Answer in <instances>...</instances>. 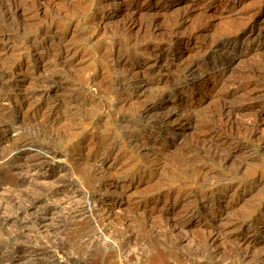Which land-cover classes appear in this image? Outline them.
Instances as JSON below:
<instances>
[{
    "label": "rangeland",
    "instance_id": "1",
    "mask_svg": "<svg viewBox=\"0 0 264 264\" xmlns=\"http://www.w3.org/2000/svg\"><path fill=\"white\" fill-rule=\"evenodd\" d=\"M1 2L13 6L19 3V6L14 10H8L9 4ZM1 2L0 67L3 68L5 76L0 77V108H5L6 119L15 125L16 130H9L0 136V155L4 156L10 151L8 149L5 151L7 137L15 135L17 137L18 133H23L22 137L25 135L29 141L31 139V142L34 141L45 152L47 151L49 161L54 167L45 172L50 177L47 179L50 182L40 180L41 183L26 173H20V176L12 173L14 177L11 172L0 170V264H58V262L63 264L66 253L83 257L86 264H264V258L259 253L263 248L260 245L264 241V233L257 235L262 242L255 244L254 251L244 250L245 254L241 249L239 251L231 240L235 238L236 242L238 238L234 237L235 235H230L231 239L227 237L228 240L222 236L223 243L221 240L217 241L219 244L215 242V245L222 243L218 251L220 253L212 250L210 239L208 243L204 242L212 229L208 214L225 204L228 216L226 215L224 220L238 218L240 222L242 221L240 224L254 231L259 230L264 221V87L261 86L264 79L261 81L245 73L251 65L260 59L264 60V0H1ZM248 20L255 23L253 32L241 29V24ZM145 21L153 23L154 27L151 30L143 29V23L149 24ZM171 29L174 30L172 34ZM166 39L168 41H165ZM217 39L226 41L224 49L214 46L213 40ZM217 56L224 57L227 62ZM186 67L194 72L197 70L196 74L192 77L186 75L184 73ZM198 68L206 70L207 75L205 76L206 72L200 69L199 71ZM12 70L14 73L8 74ZM240 76L241 80L250 81L248 87L252 90L242 89L224 97L227 85L222 84L223 81L228 83L229 80H240ZM145 77L149 79L148 84L142 82ZM218 77L225 80H218ZM171 82L184 85L183 91L173 92L168 89ZM157 87L160 88L155 89ZM221 99L222 102H225V99L227 102L232 100L244 102L243 105L248 110L236 114L232 129L223 130L225 135L223 133L222 136L227 143L214 148L201 140L204 134L198 129H201L203 124L211 126L215 122L219 123L216 114L223 104ZM184 109L196 112L198 115L196 117L205 121L196 118L197 120L192 121L190 125L186 119L187 110ZM251 119L259 125L253 132L250 124H247ZM196 122L201 124L196 125ZM93 131L98 136L105 133L104 136L113 139L115 143L117 140L120 144L117 143L118 151L115 150L105 156L99 170L88 176L75 167L70 153L72 148L79 146L83 134ZM130 133L133 140L127 143L123 138ZM136 141L145 142L146 148L135 150ZM46 147L50 149L46 150L48 149ZM247 151L252 153V158L245 161L243 155ZM121 152L129 159L124 155L123 157ZM60 156L61 163L57 161L60 160ZM63 157L70 168L76 169L71 170L64 179H79L84 188H95L94 190L100 192L104 190V196L99 198V201L108 207L115 206L110 196H118L123 189L128 193L124 200L129 199L132 202V199L144 198L148 193L145 197H152L147 202L151 204L154 198H157L155 193L160 188L163 190L170 185L169 182L173 185L181 179L184 184L181 190L185 193L190 190V199L185 205L194 211V215L188 219L187 227L194 240L189 238L191 240H186L184 244L185 241L179 239L180 235L176 237L171 231L169 219L156 215L155 219L150 216L147 219L142 215L141 218L137 210L138 215L128 213L125 219H117L121 221L120 224L117 220L114 222L116 224L111 228V235L115 243L111 245L99 241L95 242L93 247L84 249V244L78 245L76 231L70 229L73 227L70 222H65L68 231L63 234V203L60 199L63 196L59 198V195H63ZM240 161L243 164H240ZM123 166L124 169H128L122 170ZM184 169L186 172H183ZM197 169L201 171L198 172ZM52 172L55 174L53 177ZM204 174L205 179L199 180ZM224 174L234 179L238 176L239 179L237 177V183H232L234 185L226 183L225 187H217L215 181L225 177ZM57 179H61V183ZM258 180L261 184L257 182ZM30 181L36 185H32ZM51 182L54 186L58 182L57 186L49 184ZM57 188L62 190L59 191ZM50 199L55 201L51 202ZM171 199L170 202L173 201ZM183 207L181 209H184ZM44 215L48 216L44 218ZM24 218L31 220L27 222ZM41 220L50 229L53 228V231L44 233L47 234L46 237L43 234L39 236L35 234L34 224L37 226ZM197 224L200 225L197 227ZM82 225L84 226L80 227L82 230L88 229L89 225ZM20 230L25 236H20ZM241 232L240 235L248 233L246 229ZM252 233L253 231H250L248 234ZM29 236L31 240L28 239ZM42 239L45 240L44 245ZM35 241L37 244H34ZM184 245L185 247H182Z\"/></svg>",
    "mask_w": 264,
    "mask_h": 264
},
{
    "label": "bare ground",
    "instance_id": "2",
    "mask_svg": "<svg viewBox=\"0 0 264 264\" xmlns=\"http://www.w3.org/2000/svg\"><path fill=\"white\" fill-rule=\"evenodd\" d=\"M0 2H1V0H0ZM10 2V1H9ZM19 2V1H18ZM21 2H23V1H21ZM2 3V2H1ZM4 3V2H3ZM2 3V4H3ZM4 4H9V5H7L8 6V10H14L15 8H17L19 5V3H17V5H15V6H13L12 4H10V3H4ZM13 4H15L14 2H13ZM28 4V3H27ZM31 4V3H30ZM4 6V5H3ZM3 8V7H2ZM7 8V7H6ZM5 9V8H4ZM20 9H21V7H20ZM3 10V9H2ZM22 10V9H21ZM6 11V10H5ZM2 12V11H1ZM3 12H4V10H3ZM11 13V12H10ZM1 14V13H0ZM4 14H6L7 15V13H4ZM3 15V14H2ZM6 15H4V16H6ZM12 15V14H11ZM10 15V16H11ZM13 16V15H12ZM6 18H7V16H6ZM246 20H247V18H246ZM145 22H148L149 24H146L145 23V25H144V23H143V26L142 25H140V26H142V27H144L143 29H152L154 26H153V23H150L149 21H145ZM177 22V21H176ZM175 22V23H176ZM133 23H134V21H133ZM174 23V24H175ZM243 23V22H242ZM173 25V24H172ZM235 25V24H234ZM237 25V24H236ZM178 26V25H177ZM259 26V25H258ZM257 26V27H258ZM137 27V26H136ZM229 27H231V26H229ZM255 23L253 22V21H251V20H248V21H245L243 24H241V29L242 28H244L246 31H248V32H253L254 30H255ZM260 27V26H259ZM170 28V27H169ZM226 28V27H225ZM233 28V27H232ZM239 28H240V26H239ZM229 29V28H228ZM237 29H238V26H237ZM263 29V28H262ZM177 30V29H176ZM148 31V30H147ZM173 31L174 30H170V34H172L173 33ZM235 32H237L236 30H234ZM257 31V30H256ZM260 31V30H259ZM146 32V31H145ZM164 32V31H163ZM228 32V31H227ZM166 33H167V31H166ZM176 33V32H175ZM195 33V32H194ZM232 33V32H231ZM257 33V32H256ZM168 34V33H167ZM196 35V34H195ZM194 35V36H195ZM165 36V35H164ZM192 36V35H191ZM165 37H167V35L165 36ZM164 37V38H165ZM170 37V36H169ZM193 37V36H192ZM187 38V37H186ZM215 37H213V39H214ZM188 39H190V37H188ZM165 41H168L167 39L165 40ZM210 41V40H209ZM171 42V41H170ZM212 42V41H211ZM211 42H209V43H211ZM213 42H215L214 43V46H216L217 48H225L226 47V41L224 42V41H222V40H213ZM207 45V44H206ZM204 46H205V44H204ZM208 46H210V45H208ZM204 48V47H203ZM206 48V47H205ZM204 48V49H205ZM220 49V50H221ZM32 50V49H31ZM217 50V49H216ZM29 51V50H28ZM202 51H204V50H202ZM201 51V52H202ZM198 52H200V51H198ZM27 54V53H26ZM198 54V53H197ZM212 54V53H211ZM214 54V53H213ZM200 55H201V53H200ZM201 57V56H200ZM217 57H219V56H217ZM221 58H222V60H224L225 62H227V60H225V58L224 57H222V56H220ZM219 57V58H220ZM228 57V56H227ZM226 57V58H227ZM195 58V57H194ZM205 58V57H204ZM229 58V57H228ZM230 59V58H229ZM26 60V59H25ZM191 61V60H190ZM25 62V61H24ZM190 63V62H189ZM253 63V62H252ZM188 64V63H187ZM196 64V63H195ZM224 64V63H223ZM186 65V64H185ZM184 65V66H185ZM224 67V66H223ZM193 68V67H192ZM203 68V67H202ZM206 68V67H205ZM3 68H1L0 67V77L1 76H5V72L2 70ZM12 69V68H11ZM185 70H184V73L186 74V75H189V76H194V74H196L195 72L197 71H192L191 70V68H188V67H186V68H184ZM194 69V68H193ZM200 68H198V70H199ZM5 70V69H4ZM182 70V68L180 69V71ZM201 70V69H200ZM199 70V71H200ZM203 70V69H202ZM201 70V71H202ZM5 71H7V70H5ZM209 71V70H208ZM203 72L205 73V76L207 75V71L206 70H203ZM10 73H14L13 72V70L12 71H9L8 72V74H10ZM244 74V72H241V74ZM245 73H247V76H249L248 74H250L251 76H253V77H255V78H259V79H261V81L264 79V60L262 61L261 59H260V61H258V62H256L255 64H253V65H251L249 68H247V70L245 71ZM182 75V74H181ZM180 75V76H181ZM203 75V74H202ZM201 75V76H202ZM198 76V75H197ZM204 76V77H205ZM242 76V75H241ZM241 76H240V80L239 79H236L235 81H230L229 80V82L227 83V82H224L223 81V83L222 84H225V85H227V89H226V91H225V95H224V97H226V96H228V95H230V94H233L234 92H236V91H238V90H241L242 91V89H247V88H249L248 86H250L249 85V82H246V81H244V80H241ZM246 76V75H245ZM143 77V76H142ZM230 77V76H229ZM234 77V76H233ZM236 77H238V76H236ZM206 78V77H205ZM210 78V77H209ZM226 78H227V76H226ZM231 78V77H230ZM239 78V77H238ZM251 78V77H250ZM193 79V78H192ZM195 79V78H194ZM223 78L222 77H218V80H222ZM228 79V78H227ZM247 79V78H246ZM210 80V79H209ZM217 80V81H218ZM223 80H225V78L223 79ZM174 81V80H173ZM217 81H214V83H216ZM227 81V80H226ZM142 82H144V84H148L149 83V79L147 78V77H145L144 78V80L142 81ZM175 82V81H174ZM220 82H222V81H220ZM264 82V81H263ZM172 83V82H171ZM170 83V84H171ZM213 83V84H214ZM169 84V83H168ZM168 84H167V87H168ZM221 84V83H220ZM164 85V84H163ZM183 85V84H182ZM257 85V84H256ZM263 85H264V83H263ZM263 85H261L262 87H264ZM184 86V85H183ZM183 86H181V85H179L177 82L176 83H172L171 85H170V87L168 88V89H170L171 91H173V92H181V91H183ZM222 86V85H221ZM260 86V85H259ZM161 87V86H160ZM160 87H157V88H155V89H158V88H160ZM166 87V86H165ZM164 87V88H165ZM210 87V86H209ZM214 87V86H213ZM223 87H224V85H223ZM252 87H254V86H252ZM219 88H221L220 86H219ZM256 88V87H255ZM254 88V89H255ZM258 88H261V87H258ZM111 89V88H110ZM250 89V88H249ZM257 89V88H256ZM161 90H163V88L162 89H160V91ZM214 90H215V88H214ZM219 90V89H218ZM250 90H252V89H250ZM216 91V90H215ZM247 91H249V90H247ZM263 91V90H262ZM156 92L158 93V91L156 90ZM216 92H219V91H216ZM156 93V94H157ZM184 93V92H183ZM238 93V92H237ZM239 93H240V91H239ZM244 93V92H243ZM263 93V92H262ZM154 95H155V93H153ZM159 94V93H158ZM216 94H219V93H216ZM242 94V93H241ZM256 94V93H255ZM240 95V94H239ZM212 96V95H211ZM243 96H244V94H243ZM246 96V95H245ZM253 96H255V95H253ZM248 97V96H247ZM247 97H245L246 99H247ZM3 98V97H2ZM244 98V101L246 100ZM249 98V97H248ZM251 98V97H250ZM253 98V97H252ZM220 99V98H219ZM227 99V98H226ZM226 99H225V102H222V99L220 100L223 104L220 106V105H218V107L220 106V108L218 109L219 110V112H217L218 114H216V118H217V120H218V124H215V123H213V121L211 122V123H213V125H211L210 126V124L209 125H202L200 128L201 129H198V131L200 130L201 131V133L202 134H204L201 138V140H204V141H206L207 143V145H209V147H217V148H219L220 146H222V144H224L225 142H226V139H225V137L224 136H222V134L224 133V135H225V132H223V130L224 129H232V125L235 123V119H234V117L236 116V114L237 113H239L240 111H242V110H245V109H247L246 108V106L245 105H243L244 104V102H234L232 99H230V101L232 100V102H227L226 101ZM8 101V100H7ZM240 101H242V100H240ZM220 102V103H221ZM147 107V106H146ZM193 108V107H192ZM4 109L5 108H0V136L2 135V134H4L5 132H7V131H9V130H12V131H14V130H16L15 128H14V126H13V123H11L9 120H7L6 119V116H5V112H4ZM184 110H187V115H186V119L188 120V122H189V124L191 125V123H193L192 121H194V120H197V119H201V120H204V119H202V118H197L196 116H198V115H196L194 112H192V111H190V109H184ZM194 110V109H193ZM196 110L198 111V109L196 108ZM248 110V109H247ZM182 111H183V109H182ZM195 111V110H194ZM215 112V111H214ZM185 113V112H184ZM212 114V113H211ZM214 115V114H213ZM8 116V115H7ZM184 117V116H183ZM200 117H202V116H200ZM8 118V117H7ZM197 118V119H196ZM216 118H214V119H216ZM257 118V117H256ZM250 119V118H249ZM254 119V118H253ZM253 119H251L253 122H250L249 120H246V122L247 121H249V122H247V124L249 125L250 124V126L252 127H250L251 128V131L253 132V130H254V128H256L257 127V123L256 122H254V120ZM104 120V119H103ZM212 120V119H211ZM257 120V119H256ZM205 121V120H204ZM102 122V121H101ZM186 122V121H185ZM202 122V121H201ZM187 123V122H186ZM197 123L198 122H196L195 124L197 125ZM206 123V122H205ZM104 124V123H103ZM195 124H193V125H195ZM199 124V123H198ZM201 124V123H200ZM199 124V125H200ZM235 125V124H234ZM244 125H246V124H244ZM248 125H246V126H248ZM103 126V125H102ZM255 126V127H254ZM195 127V126H194ZM193 127V128H194ZM248 127V128H249ZM258 127H259V125H258ZM17 128V127H16ZM95 128V127H94ZM97 128V127H96ZM101 128V127H100ZM99 128V129H100ZM103 128V127H102ZM133 128V127H132ZM246 129V128H245ZM18 130V129H17ZM98 130V129H97ZM107 130V129H106ZM135 130V129H134ZM197 131V130H196ZM195 131V132H196ZM199 131V132H200ZM229 131V130H228ZM227 131V132H228ZM247 131V130H246ZM256 131V130H255ZM89 132V131H88ZM86 133V134H83V132H82V140H81V142H80V144H79V146H77L76 148L74 147V148H72V150H71V153H70V155H71V161H72V163L75 165V167H78L79 169H81V171L84 173H86V175H88V176H91V175H93L94 173H96L98 170H99V167H100V164H101V161L103 160V158L105 157V156H107L109 153H111V152H113V151H118V145H117V143H119V141H117V140H115L117 143H115L114 142V140L113 139H110V138H108L107 136H104L105 135V133H104V135L103 136H98V135H95V133H94V131L93 132H91V133ZM98 132V131H97ZM226 132V133H227ZM100 133V132H99ZM231 133V132H230ZM250 133V132H249ZM248 133V134H249ZM21 134H23V133H21ZM20 133H18L17 134V137H15V136H9V137H7V140H8V143H7V148L5 149V151L8 149V150H10L8 153L6 152L5 154H4V156L1 154L0 155V170H4V171H8V173L9 172H11V175H12V173L13 174H16L17 176L19 175L20 176V173H26V174H28L29 175V177L30 178H33V179H37V180H39L38 182L39 183H41L40 182V180H42V182H44L43 180H46V181H48L47 179L48 178H50V177H48L47 176V170L48 169H51V167L54 165H52V163L49 161V158H48V153L46 154V152L43 150V148H41V147H39L38 145H36L35 143H34V141H33V139H32V141L33 142H31V139H30V141H29V139L27 138V137H22V135H21ZM26 134V133H25ZM248 134H247V136H248ZM113 135V134H112ZM126 135V134H125ZM134 135V134H133ZM234 135V134H233ZM31 135H29V137H30ZM217 136H219V137H221V138H217L216 139V137ZM230 136H232V135H230ZM79 137H80V135H79ZM122 137V136H121ZM227 137V136H226ZM250 137V136H249ZM112 138V137H111ZM115 138V137H114ZM123 138V137H122ZM133 136H132V134L130 133V134H127L126 136H125V138H123V139H125V142H130V141H132L133 139ZM231 138V137H230ZM247 138V137H246ZM245 138V139H246ZM200 139V138H199ZM242 139V138H241ZM240 139V140H241ZM248 139V138H247ZM250 139V138H249ZM78 140H80V139H78ZM77 140V141H78ZM229 140V139H228ZM38 141V140H37ZM39 141H41V139L39 140ZM46 141V140H45ZM137 142V147L135 148V150H138L139 149V151H140V149H143V148H146V146H145V142H141V141H136ZM242 142V141H241ZM42 143H43V141H42ZM46 143V142H45ZM79 143V142H78ZM121 143H122V141H121ZM227 143V142H226ZM120 144V143H119ZM130 144V143H129ZM243 144H245V142L243 143ZM77 145V144H76ZM122 145H123V143H122ZM227 145V144H226ZM43 146V145H42ZM46 146H48V145H46ZM128 146V145H127ZM122 147V146H121ZM125 147V146H124ZM46 148H48V149H46V150H49L50 148L49 147H46ZM216 148V149H217ZM223 148H227V147H223ZM45 149V148H44ZM124 149V148H123ZM134 149V148H133ZM54 150V149H53ZM219 150V149H218ZM122 151V150H121ZM127 151H130V150H127ZM132 151V150H131ZM214 151H216L217 152V150H214ZM54 152H55V150H54ZM219 152V151H218ZM225 152H227V151H225ZM51 153V152H50ZM59 153V152H58ZM124 153V152H123ZM122 152H121V154H122V156L124 155V156H126L125 154H123ZM127 153H129V152H127ZM155 153V152H154ZM130 154V153H129ZM145 154H147V152L145 153ZM156 154V153H155ZM227 154V153H226ZM51 155H52V153H51ZM120 155V154H119ZM136 155V154H135ZM148 155V154H147ZM216 155V154H215ZM220 155V154H219ZM218 154H217V156H219ZM231 155V154H230ZM123 156V157H124ZM150 156V155H149ZM244 157H245V161H248V160H250L251 158H252V153H250V152H245L244 153V155H243ZM242 156V157H243ZM59 157V156H58ZM61 157L62 156H60V160H57L58 162H60L61 161ZM144 157V156H143ZM125 158H128L127 156L125 157ZM155 158L158 160V157H156L155 156ZM223 158V157H222ZM226 158V157H225ZM53 158H50V160H52ZM56 159H57V156H56ZM56 159H54V160H56ZM59 159V158H58ZM124 159V158H123ZM129 159V158H128ZM156 159H154L155 161H156ZM125 160V159H124ZM124 160H122V161H124ZM131 160H132V158H131ZM152 160V159H151ZM220 160H222V159H220ZM243 160V159H242ZM70 161V160H69ZM121 161V162H122ZM126 161V160H125ZM130 161V160H129ZM161 161V160H160ZM149 162V161H148ZM152 162H154V161H152ZM156 162H158V161H156ZM251 162V161H250ZM55 163V162H54ZM61 163V162H60ZM59 163V164H60ZM124 163V162H123ZM146 163V162H145ZM159 163V162H158ZM242 162L240 161V164H241ZM126 164V163H125ZM127 164H128V162H127ZM130 164V163H129ZM128 164V165H129ZM131 164H132V162H131ZM151 164V163H150ZM157 164V163H156ZM243 164V163H242ZM247 164V163H246ZM57 165H58V163H57ZM71 165V164H70ZM73 165V166H74ZM148 165V164H147ZM59 166V165H58ZM119 166V165H118ZM131 166V165H130ZM137 166L138 165H136L135 167L137 168ZM151 166V165H150ZM162 166H163V164H162ZM194 166H196V165H194ZM200 166H201V164H200ZM54 167V166H53ZM57 167V166H56ZM55 167V168H56ZM63 175H62V177H63V195H59V198H60V196H63V198H60L62 201V210H63V234L65 233V231L67 230L68 231V229L66 228L67 226V224H65V222L67 221V222H70L71 223V225L73 226L72 228H70V229H72V231L74 230V231H76V238H77V240L79 241V243H78V245H80V243L83 245L84 244V246H85V248L84 249H86V247H93L92 245L95 243V242H99V241H104V242H106L107 244L108 243H113L114 242V237H112V235H111V233H112V230H111V228H113V224L115 225L116 223H114V222H116V220L117 219H119V218H123V219H125V217H126V214L128 215V213L130 214V213H132V214H135V215H138L137 213L138 212H136L137 210H139V214H140V217H141V215L144 217V218H147L148 219V216H150L151 218L152 217H154V215H156V216H161V217H166L167 218V220L169 219L170 220V227H171V231H173L174 232V234L176 235V237L177 236H179L180 235V237H179V239L181 240V241H185V243L184 244H186V240H191V239H189V238H192V236H193V234L192 235H190L189 234V232L190 231H188L187 230V227H189L188 226V219L190 218V217H192L193 215H194V211L191 209V208H189L188 207V205H185L186 203H187V201H188V199H190V194H189V191L187 192V193H185L184 191H182L181 189L184 187L183 185L184 184H182V182L179 180V181H177V183H175V184H173V185H171V183L169 182V184L170 185H168L167 186V184H166V188L165 189H161L160 188V190L158 191V192H156L155 193V195H157L156 197L157 198H154V201L153 202H151V204L149 205V204H147V202H149V200L152 198V197H149L148 196V198H146L145 196L146 195H148V193L144 196V198L142 197L141 199H132L133 201L132 202H130L129 201V199H127V200H124V197L126 196V194L128 195V193H126V190H122L121 191V193L118 195V196H110V197H112L113 199H112V202H115V206L114 207H108V206H106V205H104L103 203H101L102 201H99L100 199L99 198H103V194H104V190H103V192L101 191H97V189L96 190H94V189H88V187H87V185H86V187L87 188H84L80 183H79V179L77 180V179H68V180H66V179H64L65 178V176L66 175H69L70 174V171L71 170H73L72 168H70L69 166H68V164L66 163V158L65 157H63ZM120 167V166H119ZM118 167V168H119ZM121 167H122V165H121ZM134 167V168H135ZM153 167V166H152ZM197 167V166H196ZM202 167H203V165H202ZM244 166H242V168H243ZM58 168H60V167H58ZM134 168H132V169H134ZM201 168V167H200ZM199 168V169H200ZM245 168V167H244ZM243 168V169H244ZM248 168V167H247ZM256 168V167H255ZM263 168H264V166H263ZM262 168V169H263ZM124 169V166H123V168H122V170ZM126 169H128V168H126ZM126 169H124V171L126 170ZM147 169V168H146ZM241 169V168H240ZM242 169V170H243ZM254 169V168H253ZM60 170V169H59ZM58 170V171H59ZM74 170H76L75 168H74ZM73 170V171H74ZM119 170V169H118ZM121 170V169H120ZM135 170V169H134ZM138 170V169H137ZM198 170V169H197ZM206 170H208V169H205V171ZM211 170V169H210ZM32 171V173H29V172H31ZM78 171V170H77ZM143 171H145V170H143ZM180 171V170H179ZM194 171V170H193ZM201 171V170H200ZM199 170H198V172H200ZM209 171V170H208ZM239 171V170H238ZM254 171V170H253ZM258 171V170H257ZM260 171V170H259ZM43 172V174H40V173H42ZM46 172V173H45ZM114 172H115V170H114ZM114 172H112V173H114ZM132 172V171H131ZM139 172V171H138ZM183 172H186L185 171V169H184V171ZM202 172H203V170H202ZM202 172H201V175H202ZM248 172V171H247ZM53 174H52V177L53 176H55V174H54V172H52ZM59 173V172H58ZM72 173V172H71ZM117 173H119L118 171L116 172V174ZM121 173H122V171H121ZM134 173V172H133ZM136 173V172H135ZM143 173V172H142ZM141 173V174H142ZM206 173V172H205ZM235 173V172H234ZM242 173V175H245V174H243L244 172H241ZM261 173V172H260ZM46 174V175H45ZM60 174V173H59ZM116 174H113V175H116ZM132 174V173H131ZM130 174V175H131ZM138 174V173H137ZM178 174V173H177ZM194 174V173H193ZM198 174V173H197ZM215 174V173H214ZM216 174H217V172H216ZM216 174H215V176H214V178L216 177ZM222 174V173H221ZM239 174V173H238ZM254 174H256V173H254ZM23 175V174H22ZM57 176H58V174H56ZM102 175H103V173H102ZM118 175V174H117ZM140 175V174H139ZM146 175V174H145ZM149 175H151V174H149ZM188 176L190 175V174H187ZM192 175V174H191ZM199 175V174H198ZM218 176H219V174H217ZM246 175H247V173H246ZM250 175V174H249ZM262 175V174H261ZM4 176V175H3ZM12 176H14L15 177V175H12ZM24 176V175H23ZM57 176H56V178H57ZM119 176H120V174H119ZM132 176V175H131ZM143 176V175H142ZM175 176V175H174ZM178 176V175H177ZM177 176H176V178H177ZM210 177H211V173H210V175H209ZM213 176V175H212ZM224 176H225V174H224ZM231 176V175H230ZM73 177V176H72ZM117 177V176H116ZM137 177H139V176H137ZM149 177V176H148ZM195 177V176H194ZM238 177V176H237ZM237 177H235L236 179H234V177H227V176H225V177H222L220 180H217V181H215L216 182V186L217 187H222V186H224L226 183H237V181H238V179H239V177H238V179H237ZM253 177V176H252ZM4 178V177H3ZM24 179L26 178V177H23ZM30 178H28L29 180H32V179H30ZM56 178H53V180L54 179H56ZM59 178V177H58ZM90 178V177H89ZM144 178V177H143ZM173 178V177H172ZM184 178V177H183ZM192 178V177H191ZM213 178V177H212ZM218 178V177H217ZM241 178V177H240ZM254 178V177H253ZM259 178V177H258ZM22 179V178H21ZM27 179V180H28ZM91 180H92V178H90ZM140 179V178H139ZM146 178H144V180H145ZM205 179V174H204V176H202L199 180H204ZM206 179H208L207 177H206ZM250 179V178H249ZM7 180V179H6ZM8 180H10V179H8ZM7 180V181H8ZM14 180V179H13ZM16 180V179H15ZM28 180V181H29ZM36 180V181H37ZM49 180H51V179H49ZM57 180H59V179H57ZM61 180V179H60ZM60 180H59V182H60ZM81 180V179H80ZM143 180V181H144ZM150 180V179H149ZM184 180V179H183ZM192 180H194V179H192ZM197 180V179H196ZM198 180V181H199ZM209 180V179H208ZM212 180V179H211ZM211 180H209V181H211ZM254 180V179H253ZM260 180H262L261 178H260ZM2 181H4V180H2ZM1 181V182H2ZM6 181V182H7ZM12 181V180H11ZM10 181V182H11ZM25 181V180H24ZM45 181V182H46ZM87 181V180H86ZM141 181V180H140ZM174 181V180H173ZM189 181V180H188ZM213 181V180H212ZM218 181H219V183H218ZM5 182V181H4ZM3 182V183H4ZM15 182V181H14ZM31 182V181H30ZM35 182V181H34ZM37 182V183H38ZM48 182H50V181H48ZM90 182V181H89ZM147 182V181H146ZM193 182V181H192ZM200 183H202V181H199ZM199 182H197V183H199ZM214 182V183H215ZM242 182V181H241ZM247 182V181H246ZM249 182H250V180H249ZM256 182V181H255ZM257 182H259V180L257 181ZM256 182V183H257ZM264 182V181H263ZM16 183V182H15ZM14 183V184H15ZM20 183H23V182H20ZM31 183H33V182H31ZM36 183V182H35ZM53 182H51V183H49V184H52ZM58 183V182H57ZM57 183H56V185L55 186H57ZM61 183V182H60ZM166 183V182H165ZM186 183V182H185ZM188 184H190L189 182H187ZM196 183V182H195ZM196 183V184H197ZM204 183V182H203ZM260 183V182H259ZM5 184V183H4ZM13 184V183H12ZM25 184V183H24ZM44 184V183H43ZM42 184V185H43ZM47 184V183H46ZM147 184H149V183H147ZM164 184V183H163ZM193 184V183H192ZM208 184V183H207ZM243 184H245V182L243 183ZM261 184V183H260ZM263 184V183H262ZM1 185V184H0ZM25 185H28V184H25ZM30 185V184H29ZM32 185H36V184H32ZM41 185V184H40ZM59 185V184H58ZM145 185V184H144ZM151 185V184H150ZM206 185V184H205ZM232 185H234V184H232ZM241 185V184H240ZM9 186V185H8ZM13 186V185H12ZM17 186H19V184L17 185ZM53 186H54V183H53ZM54 186V187H55ZM96 186V185H95ZM94 186V187H95ZM192 186V185H191ZM195 186V185H194ZM212 186V184H210V187ZM229 186V185H228ZM227 186V187H228ZM242 186V185H241ZM4 187V186H3ZM5 187H7V185H5ZM4 187V188H5ZM26 187V186H25ZM225 187V186H224ZM8 188V187H7ZM20 188H21V186H20ZM61 188V187H60ZM101 188V187H100ZM158 188V187H157ZM208 188V187H207ZM24 189V188H23ZM27 189V188H26ZM54 189V188H53ZM58 189V188H57ZM152 189V188H151ZM156 189V188H155ZM159 189V188H158ZM194 189V188H193ZM218 189H220V188H218ZM59 191L60 190H62V189H58ZM208 190V189H207ZM54 191V190H53ZM153 191V190H152ZM209 191H211V190H209ZM154 192V191H153ZM207 192V191H206ZM205 192V193H206ZM59 193V192H58ZM62 194V193H61ZM174 194V195H173ZM216 194V193H215ZM152 195V194H151ZM154 195V196H155ZM173 195V196H172ZM209 195H210V192H209ZM214 195V194H213ZM52 196V195H51ZM50 196V197H51ZM153 196V197H154ZM197 196V195H196ZM210 196H212V195H210ZM54 197V196H53ZM55 197H56V194H55ZM204 197V196H203ZM52 198V197H51ZM59 198H57L58 199V201L60 202V200H59ZM127 198H128V196H127ZM159 198H161L160 200H159ZM163 198V199H162ZM173 199V201L172 202H170V199ZM202 198V197H201ZM171 199V200H172ZM194 199H195V196H194ZM207 199H209V198H207ZM46 200V199H45ZM131 200V199H130ZM193 200V199H192ZM196 200H197V198H196ZM48 201V200H47ZM50 201H51V199H50ZM49 201V202H50ZM52 201H55V200H53L52 199ZM51 201V202H52ZM190 202H192L191 200H189ZM198 201V200H197ZM207 201V200H206ZM57 202V201H56ZM55 202V203H56ZM193 202H194V200H193ZM203 202H205V201H203ZM47 204H49V203H46V205ZM52 204V203H51ZM194 204V203H193ZM38 205V204H37ZM53 205H54V203H53ZM52 205V206H53ZM183 205H185V207H183ZM202 205V204H201ZM207 205V204H206ZM264 205V204H263ZM262 205V206H263ZM61 206V205H60ZM60 206H57V207H59L60 208ZM183 207L184 209H181V207ZM204 206V205H203ZM36 207V206H35ZM50 207H51V205H50ZM56 207V208H57ZM28 208V207H27ZM34 209H36V208H34ZM211 209V208H210ZM25 210V209H24ZM23 210V211H24ZM60 210V209H59ZM62 210H60V211H62ZM204 210H206V209H204ZM4 211V210H3ZM2 211V212H3ZM31 211V210H30ZM34 211V210H33ZM210 211V210H209ZM19 212V211H18ZM17 212V213H18ZM32 212V211H31ZM46 212V211H45ZM196 212H198V211H196ZM259 212H261V211H259ZM4 213V212H3ZM23 213V212H22ZM27 213V212H26ZM30 213V212H29ZM34 213H36V212H34ZM51 213V212H50ZM54 213H55V211H54ZM57 213V212H56ZM60 213V212H59ZM263 213V212H262ZM261 213V214H262ZM1 214V213H0ZM61 214V213H60ZM59 214V215H60ZM202 214V213H201ZM228 214V211H227V204H225L222 208H219V209H217L216 211H213V212H210L209 214H208V218H209V220H210V222H211V226H210V228H212L211 230H210V232L208 233L209 234V236H206V237H208V238H206L205 237V239H204V242L205 243H208L207 241H209V239L211 240V246H212V250L214 251V252H218V251H220V249H219V247H220V245L224 242L223 240H221V238H223L222 236H225L226 237V240H228L227 239V237L228 238H232L230 235H235L234 237H236V238H238L237 240H236V242H235V238L234 239H231V240H233L234 241V243H235V246L237 247V248H239V251H240V249L243 251V253L245 254V252H244V250L246 251V252H251L254 248L253 247H255V244L256 245H258L259 243H261L262 241H260L259 239H258V234L260 235V234H262V233H264V221L262 222V225L259 227V226H257V227H259V230H256V231H254V230H250L249 229V227H246V226H244V225H242V224H240L241 222L239 221V219L238 218H234V219H228V220H224V219H226V217L228 216L227 215ZM3 215V214H2ZM1 215V216H2ZM18 215V214H17ZM31 215V214H30ZM34 215H36V214H34ZM50 215V214H49ZM206 215V214H205ZM227 215V216H226ZM4 216V215H3ZM8 216V215H7ZM23 216V215H22ZM28 216H29V214H28ZM43 216V215H42ZM46 216H48V215H44V218L46 217ZM50 216H52V215H50ZM123 216V217H122ZM131 216V215H130ZM6 217V216H5ZM14 217V216H13ZM25 217H27L26 215H25ZM36 217V216H35ZM57 217H59V216H57ZM160 217V218H161ZM198 217V216H197ZM3 218V217H2ZM28 218V217H27ZM26 218V219H27ZM51 218V217H50ZM130 218V217H129ZM142 218V217H141ZM156 217H154V219H155ZM165 218V219H166ZM242 218V217H241ZM7 219H8V217H7ZM20 219H22L21 217H20ZM25 218H24V220H26ZM43 219V218H42ZM53 219V218H52ZM150 219V218H149ZM161 219H163V218H161ZM207 219V218H206ZM249 219H251L250 217H249ZM264 219V218H263ZM3 220V219H2ZM14 220V219H13ZM30 220L31 219H27V222H30ZM36 220V219H35ZM45 220V219H44ZM241 220V219H240ZM244 220V219H243ZM5 221V220H4ZM7 221V220H6ZM48 222H50V220H47ZM55 221V220H54ZM118 221V220H117ZM124 221V220H123ZM127 221V220H126ZM130 221V220H129ZM152 221V220H151ZM11 222V221H10ZM19 222V221H18ZM45 222H46V220H45ZM45 222L43 223V220H41V223H37V226H36V224H34V229H35V231H36V235H40V234H43V235H45L44 233H48V232H50V230H52L53 231V228L52 229H50L49 228V226H47V225H45ZM119 222V221H118ZM121 222V221H120ZM120 222L118 223V224H120ZM166 222V221H165ZM202 222V221H201ZM240 222V223H239ZM22 224H23V222H21ZM32 223H34V222H32ZM31 223V224H32ZM52 223H53V221H52ZM167 223V222H166ZM169 223V222H168ZM191 223V222H190ZM198 223V222H197ZM10 224V223H9ZM29 224V223H28ZM27 224V225H28ZM60 224V223H59ZM82 224H85V225H89L87 228V230H82L80 227H82L83 225ZM123 224H125V222L123 223ZM195 224V223H194ZM193 224V225H194ZM260 224V223H259ZM20 225V224H19ZM48 225H50V224H48ZM167 225V224H166ZM200 224H197V227L199 226ZM28 226H30V225H28ZM45 226H47V227H45ZM52 226V225H51ZM53 226H55V223H54V225ZM119 226V225H118ZM21 227H22V225H21ZM20 227V228H21ZM27 227V226H26ZM45 227V228H44ZM71 227V226H70ZM84 227V226H83ZM116 227V226H115ZM114 227V228H115ZM19 228V229H20ZM24 228H25V226H24ZM28 228V227H27ZM30 228H33V227H30ZM78 228H80L81 229V231H79V229ZM117 228V227H116ZM119 228V227H118ZM168 228H169V226H168ZM167 228V229H168ZM55 229V228H54ZM84 229V228H83ZM244 229H246L247 230V232L249 233L250 231H253V233L252 234H246V235H240V234H242V230H244ZM254 229V228H253ZM256 229V228H255ZM258 229V228H257ZM170 230V229H169ZM202 230H207V229H202ZM56 231H58L57 229H56ZM60 231V230H59ZM113 231H115V229L113 230ZM208 231V230H207ZM20 236H25V233H22V230H20ZM23 232H24V230H23ZM204 232V231H203ZM206 232V231H205ZM31 233V232H30ZM74 233V232H73ZM172 233V232H171ZM18 234V233H17ZM49 234H51V233H49ZM173 234V233H172ZM32 235H33V232H32ZM31 235V236H32ZM47 235V234H46ZM46 235H45V237H46ZM27 236V235H26ZM50 236V235H49ZM57 236V235H56ZM56 236H55V238H56ZM64 236V235H63ZM203 236H205V235H203ZM33 237V236H32ZM41 237V236H40ZM39 237V238H40ZM120 237V236H119ZM173 237V236H172ZM175 237V236H174ZM42 238H44V237H42ZM53 238H54V236H53ZM52 238V239H53ZM64 238V237H63ZM115 238H117V237H115ZM28 239H32V238H30V236H29V238ZM35 239H36V237H35ZM34 239V240H35ZM47 239H49V238H47ZM57 239V238H56ZM193 240H194V238H192ZM202 239V238H201ZM21 240V239H20ZM26 240V239H25ZM30 240H29V243H30ZM43 240V245H44V241L46 240V238H45V240L44 239H42ZM116 240V239H115ZM175 240H177V239H175ZM192 240V241H193ZM218 240H221V244L220 245H218L219 243L217 242ZM28 241V240H27ZM27 241H24L25 243L27 242ZM40 241V240H39ZM51 241V240H50ZM53 241V240H52ZM75 241V240H74ZM177 241H179V240H177ZM180 241V242H181ZM192 241H189V242H192ZM42 242V241H41ZM41 242H40V244H41ZM54 242V241H53ZM125 242V241H124ZM215 242H217L218 244L217 245H215ZM24 243V244H25ZM37 244V241H35L34 242V244ZM115 243V242H114ZM175 243H176V241H175ZM182 243V242H181ZM180 243V244H181ZM230 243H231V241H230ZM233 243V242H232ZM31 244V243H30ZM46 244V243H45ZM100 244H102V243H100ZM117 244V243H116ZM188 244V243H187ZM77 245V244H76ZM81 245V246H82ZM97 245H99V244H97ZM97 245H96V247H97ZM112 245V244H111ZM182 245V244H181ZM181 245H180V247H181ZM188 245H190V244H188ZM26 246H27V244H26ZM39 246V245H38ZM41 246V245H40ZM117 246V245H116ZM115 246V247H116ZM177 246V245H176ZM187 246V245H186ZM261 247H263L262 248V251H261V249H260V251L261 252H259V253H261L260 255L264 258V241L261 243V245H260ZM260 246H259V248H260ZM34 247H36V246H34ZM44 247V246H43ZM95 247V246H94ZM104 247V246H103ZM182 247H185V245L184 246H182ZM224 247V246H223ZM235 247V248H236ZM38 248V247H37ZM64 248H65V245H64ZM78 248V247H77ZM225 248V247H224ZM256 248V247H255ZM258 248V247H257ZM33 249H35V248H33ZM39 249V248H38ZM56 249V248H55ZM183 249V248H182ZM28 250V249H27ZM37 250V249H36ZM44 250H45V247H44ZM78 250V249H77ZM175 250H176V248H175ZM251 250V251H250ZM256 250V249H255ZM23 251V250H22ZM42 251V250H41ZM40 251V252H41ZM48 251V250H47ZM223 251V250H222ZM254 251V250H253ZM49 252V251H48ZM48 252H46V254L48 253ZM64 252H65V250H64ZM78 252V251H77ZM90 252V251H89ZM24 253V252H23ZM36 253V252H35ZM51 253V252H50ZM53 253V252H52ZM51 253V254H52ZM86 253V252H85ZM88 253V252H87ZM218 253H220V252H218ZM24 254H26V253H24ZM24 254H22V255H24ZM77 254V253H76ZM249 254V253H248ZM247 254V255H248ZM66 255L67 256H65V258H63V264H86V262L84 261V258L83 257H79V256H74V255H71V253H70V255H68L67 253H66ZM81 255V254H80ZM218 255V254H217ZM19 256V255H18ZM47 256H49V255H47ZM61 256V255H60ZM83 256H84V253H83ZM251 257V256H250ZM22 258V257H21ZM46 258V257H45ZM52 258H55V257H53L52 256ZM57 259H60V258H57ZM61 259H62V257H61ZM156 259V258H155ZM158 259V258H157ZM53 260V259H52ZM56 260V259H55ZM54 260V261H55ZM50 261V260H49ZM59 261V260H58ZM60 261H62V260H60ZM119 261V260H118ZM156 261V260H155ZM90 262V261H89ZM163 262V261H162ZM92 263V262H91ZM58 264H59V262H58Z\"/></svg>",
    "mask_w": 264,
    "mask_h": 264
}]
</instances>
